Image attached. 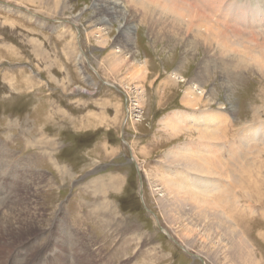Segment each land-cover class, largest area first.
<instances>
[{"label":"rangeland","instance_id":"374dc122","mask_svg":"<svg viewBox=\"0 0 264 264\" xmlns=\"http://www.w3.org/2000/svg\"><path fill=\"white\" fill-rule=\"evenodd\" d=\"M250 2L219 1L213 17L201 1H185L179 16L148 0H0V264H264V66L255 57L264 22L254 24ZM113 3L126 19L102 13ZM148 4L157 7L149 15ZM126 22L137 53L112 70L113 55L131 48ZM190 88L202 91L196 109L184 100ZM179 114L182 131L167 129ZM209 116L220 138L204 144L220 175L186 176L170 157L200 141ZM172 172L213 180L216 207L191 204V213L182 198L161 196L156 185Z\"/></svg>","mask_w":264,"mask_h":264},{"label":"bare ground","instance_id":"6f19581e","mask_svg":"<svg viewBox=\"0 0 264 264\" xmlns=\"http://www.w3.org/2000/svg\"><path fill=\"white\" fill-rule=\"evenodd\" d=\"M103 1V0H102ZM185 1L187 2V1H189V2H191L192 4L193 3H198L199 5H201L199 2L201 1L202 3H203V5H205V8H204V6H202L203 8H204V11H200L202 14L203 13H208V11H210V13L208 14L209 16H210V14L212 13H216L217 11H218V9H216L217 8V6H220V5H217L216 6V3H218L219 1L220 2H223L224 0H162V1H159V0H148V2L150 3H152V4H158L159 6H160V8H162V14H165L164 12H166L167 10L168 11H171L172 13L174 12L176 15H179V16H183V15H186L185 13H184V10H186V7H185ZM199 1V2H198ZM241 1H243V0H241ZM252 2H250V3H252L251 5V7H249V9H250V15H251V17L252 18H255L256 19V21L255 20H253V19H250L249 18V21L250 20H253L254 21V24L256 23V24H260V23H262V22H264V12H262V10L261 9H259V8H255V6H254V3H253V1L254 0H251ZM261 2L263 3L262 5L264 6V0H261ZM104 3H106V2H104ZM207 3V4H206ZM219 4V3H218ZM221 4V3H220ZM149 5V4H148ZM157 5V6H158ZM226 5H227V3H226ZM241 5V4H240ZM104 6H106L105 4H102V13H104V14H107L106 16H109V17H111V18H116V17H118L119 16V13H123V19H126V14L123 12V10H122V5H120V4H118V3H113V5H111L110 7H104ZM216 6V7H215ZM194 7V6H193ZM215 7V8H214ZM237 7V6H236ZM156 5H153V7L152 6H145V14H152V13H154V11H156ZM192 8V7H191ZM194 9H196V8H194ZM200 9H202V8H200ZM231 9V8H230ZM241 9H243V8H241ZM254 9H256V12H254ZM262 9H264V8H262ZM240 10V9H239ZM195 12H196V15L197 16H195L194 14L192 15V14H190L189 13V21L190 20H192L193 18H195V17H198V14H200V12H199V10L198 9H196V10H194ZM230 11V10H229ZM232 11V10H231ZM236 11V10H235ZM252 11V12H251ZM264 11V10H263ZM262 12V13H261ZM259 13H261V14H263L261 17H259ZM144 14V15H145ZM211 14V15H212ZM214 14L212 15L213 17H214ZM216 15V14H215ZM217 15H218V13H217ZM105 16V17H106ZM195 16V17H194ZM203 16V15H202ZM231 16V15H230ZM255 16V17H254ZM121 17V16H120ZM207 17V16H206ZM205 17V18H206ZM217 17V16H216ZM259 19H258V18ZM218 18V17H217ZM118 19V18H117ZM201 19V18H200ZM210 19V17L208 18H206L205 20L207 21H211L212 20V17H211V19ZM220 19V18H219ZM103 20V22L105 23V22H109V19H102ZM202 20V19H201ZM179 21V20H178ZM195 21H196V19H195ZM221 21V20H220ZM223 21V20H222ZM235 21V20H234ZM216 22V21H215ZM236 22V21H235ZM217 23V22H216ZM244 23V22H243ZM205 24V23H204ZM242 24V23H241ZM122 25V24H121ZM210 24H209V22H208V26H209ZM215 25L216 24H214V27H215ZM227 25V27H230V26H228V23L226 24ZM212 26H213V23H212ZM214 27H213V29H214ZM218 27V26H217ZM216 27V28H217ZM261 27H262V25H261ZM263 27H264V24H263ZM208 28V27H207ZM236 28V27H235ZM245 28V27H244ZM131 29H133L134 30V28H133V26H132V24L131 23H124V25H122V30H123V32L126 34V36H127V38H126V42L128 43V45H130L131 46V48H130V51L129 52H125L124 50H122V49H120L119 51H117V53H115L114 55H113V58H111V61H110V65H111V68H112V70H116V69H118L117 68V66L118 65H120V64H122V62L127 58V56H133V54H136L137 53V50H135V47L133 46L134 45V42H135V40H134V31L132 32V30ZM217 29H219V27L217 28ZM227 29V28H226ZM105 30V29H104ZM167 30V29H166ZM209 30V29H208ZM210 30H211V27H210ZM220 30V29H219ZM228 30V29H227ZM245 30V29H244ZM247 30V29H246ZM249 30V29H248ZM153 31V30H152ZM231 31V30H230ZM236 31H238L237 33L239 34V31L240 32H244L245 33V31H242V30H239V29H236ZM208 32V31H207ZM247 32V31H246ZM251 32V31H250ZM258 32V31H257ZM216 33V32H215ZM233 33H235V32H233ZM253 33V32H252ZM160 34V33H159ZM205 34V33H204ZM203 34V35H204ZM206 34H208V33H206ZM247 34H249L248 32H247ZM262 33H260V35H261ZM249 35H251V34H249ZM257 35H259V34H257ZM259 35V36H260ZM205 36V35H204ZM212 36H213V33H212ZM215 36H216V34H215ZM223 36V35H222ZM238 36V35H237ZM237 36H235V37H237ZM173 37V36H172ZM234 37V38H235ZM239 37V36H238ZM105 38H107V37H105ZM217 38H219V37H217ZM230 38V37H229ZM245 38H246V36H245ZM213 39V38H212ZM224 39V38H223ZM102 40V39H101ZM104 40V39H103ZM107 40V39H106ZM239 40H241V39H239ZM254 40V39H253ZM105 41V40H104ZM100 42V41H99ZM235 42V41H234ZM242 42H243V40H242ZM220 43V42H219ZM226 42H223L222 44H225ZM240 43V42H239ZM264 43V42H263ZM101 44V43H100ZM105 44V43H104ZM103 44V45H104ZM229 44V43H228ZM241 44V43H240ZM244 44V43H243ZM230 47V46H229ZM238 47V46H237ZM232 48V47H231ZM234 48V47H233ZM245 48V47H244ZM259 48V47H258ZM262 47H260V49H261ZM251 49V48H250ZM232 50V49H231ZM249 51V50H248ZM120 54H119V53ZM246 52V51H245ZM259 53H258V55L256 54L255 55V57L257 58V60L258 61H260L261 63H262V66H264V51H262L261 50V52L260 51H258ZM130 53V54H129ZM132 54V55H131ZM240 55V54H239ZM253 56H254V53H253ZM252 57V56H251ZM255 57H253V58H255ZM228 58V57H227ZM255 58V59H256ZM127 60V59H126ZM239 59H237V62L238 63H240L241 61L239 60ZM236 61V60H235ZM254 61V63H255V60H253ZM234 62V61H233ZM236 62V63H237ZM138 63H140V62H138ZM242 63V62H241ZM241 63H240V66H241ZM244 63H245V60H244ZM204 64V63H203ZM251 65V64H250ZM136 66H138L137 68H135L134 69V72L132 73L133 75V77L134 78H136V79H141V78H143L144 76H145V69L147 68L146 66V68H144V66H143V64L142 63H140V64H138V65H136ZM236 67V66H235ZM243 67H244V64H243ZM242 67V68H243ZM239 68V65L237 66V69ZM260 68V67H259ZM263 70V69H262ZM259 71H261V70H259ZM120 72V71H119ZM202 72V71H201ZM262 72V71H261ZM132 76H131V78H132ZM174 77H175V79H180V74L179 73H175L174 74ZM133 78V79H134ZM196 87H198V86H196ZM200 89H202V88H200ZM199 93L200 94H202V91L201 92H197V93H195V91H194V88H190L189 90H187L186 91V93H185V97H184V100L187 102V104H189V105H191V106H194L195 107V109L197 108L196 106H198L199 105V103H201L200 102V100L202 99V97H201V95H199ZM208 99V98H207ZM206 99V100H207ZM203 100V99H202ZM208 101L210 102L211 101V98H209L208 99ZM199 108V107H198ZM177 113H179V112H177ZM180 116H175V117H171V116H169V117H167V118H165V123H166V128L167 129H170V130H174V131H178V132H180V131H182V127L181 126H184L183 124H182V121H181V119H182V114H179ZM208 120H209V123H210V125L208 126V127H206V128H203V129H200V127H199V139H200V141L197 143V144H194V146L192 145V146H187V148H181V147H179L178 149H175L173 152H172V156H175V157H170V161H169V163H170V166L171 167H174V166H181L180 168H183L184 170H186L187 171V173H186V176L187 175H190V174H192V172H195V173H199V174H207V177H209V178H211V179H213V176H211V175H213L214 173H218L219 171H220V169L217 171V164H218V162H215V159L213 158V156H211L214 152L211 150V148H207V144H204V142H205V140L206 139H208V140H210V141H215V140H219V138H220V134L217 132L218 130L217 129H214L213 128V126L212 125H214L215 123H216V121H218V118L217 117H215V116H209V118H208ZM164 121V120H163ZM196 126V125H195ZM186 127V126H185ZM198 127V126H197ZM202 127V126H201ZM193 129V128H192ZM198 129V128H197ZM176 133V132H175ZM223 133V132H222ZM223 136V135H222ZM221 136V137H222ZM224 137V136H223ZM212 139V140H211ZM245 139H247V138H245ZM249 141V140H248ZM247 141V142H248ZM203 142V143H202ZM250 142V141H249ZM243 143V142H242ZM246 144V143H245ZM248 144V143H247ZM209 145V144H208ZM250 145V144H249ZM206 146V150H205V154H203L202 152H201V150H203L202 148H204ZM245 146V145H244ZM233 148V147H232ZM232 148H230L231 150H232ZM204 151V150H203ZM213 152V153H212ZM233 153V152H232ZM215 154V153H214ZM245 154V153H244ZM239 155V154H238ZM216 157V156H215ZM241 157V156H240ZM218 158V157H217ZM237 158V157H236ZM179 164V165H178ZM224 164V162L222 163V165ZM226 165V164H225ZM63 166V165H62ZM220 166V165H219ZM224 166V165H223ZM226 167V166H225ZM221 169H222V167H221ZM228 171V170H227ZM230 171V170H229ZM229 171H228V174H229ZM237 171V170H236ZM223 172V171H222ZM232 172V171H231ZM238 172H240V171H238ZM241 172H242V169H241ZM171 173V172H170ZM243 173V172H242ZM157 174H159L158 172H157ZM180 174V172H172V174L171 175H169L170 177H168V178H160L161 180H162V183H159V184H157L156 186H158L155 190H160L161 191V196L162 195H166V193H164L163 194V192L165 191H167V193H168V195L171 197V199H179V198H182V199H180V202L182 203V205L183 206H187V209L186 210H188L189 212H193L194 211V208L192 207V206H190L191 204L192 205H194V206H197V207H200V206H202V205H204V204H209V205H211V206H214V203H213V199L211 198V196L212 195H214L215 193V190L213 191V188H214V183H213V180H212V184H211V182H208L207 180H203V179H200V177L199 176H196V178H191L190 176H189V178H186V177H184V179L183 180H181L182 178L180 177V176H178ZM219 175H220V173H218ZM226 174V173H225ZM161 175H162V173H161ZM227 175V174H226ZM237 175V174H236ZM176 176H178V177H176ZM206 176V175H205ZM239 175H237V177H238ZM242 176V175H241ZM158 177H162V176H160V174H159V176ZM163 177H165V176H163ZM180 177V178H179ZM232 177V176H231ZM229 178V177H228ZM241 178V177H240ZM237 179V181H238V178H236ZM190 181H191V184L192 185H187V184H189L190 183ZM98 182V181H97ZM91 183H93V182H91ZM198 183H200L199 185H197ZM201 183H203V187L201 186L202 184ZM163 186V187H162ZM194 186V187H193ZM196 186V187H195ZM220 186V185H219ZM240 186V185H239ZM92 187V186H91ZM222 187V186H221ZM98 188V187H97ZM217 188H220V187H217ZM222 189V188H221ZM218 190V189H217ZM222 190H224V189H222ZM212 191H213V193H212ZM219 192H220V190H218ZM230 192V191H229ZM229 192H227V193H229ZM217 193V192H216ZM94 194V193H93ZM95 194H97L96 192H95ZM228 195V194H227ZM226 195V196H227ZM230 195V194H229ZM228 195V196H229ZM235 195V194H234ZM234 195H233V197H234ZM215 196V195H214ZM224 196V195H223ZM231 196V195H230ZM218 197V196H217ZM232 197V196H231ZM214 198H216V197H214ZM227 198V197H226ZM225 198V199H226ZM229 198V197H228ZM218 199V198H217ZM215 200V199H214ZM228 200V199H227ZM224 202V201H223ZM95 204V203H94ZM109 204H110V202H107L106 200H104V201H102V204H101V206L102 207H108L109 206ZM100 204H97L96 206L98 207ZM180 205V204H179ZM215 205H217V203H215ZM233 206V205H232ZM190 207V208H189ZM216 206H214V208H215ZM90 208V207H89ZM93 208V207H92ZM94 208H95V206H94ZM206 209V208H205ZM232 209V208H231ZM92 210V209H91ZM101 210V209H100ZM103 210V209H102ZM105 211V210H104ZM100 214H102V213H100ZM186 214V213H185ZM201 214H206L205 212L204 213H201ZM233 214V213H232ZM99 215V214H98ZM183 215V214H182ZM207 215V214H206ZM234 215V217H235V215H236V213L235 214H233ZM232 215V216H233ZM208 216H209V214H208ZM231 216V215H230ZM232 216H231V220H232V222H230L229 224H225L226 225V227L228 228V229H230L231 230V232L233 233V236H234V239H236V241H235V244H237V245H239L240 244V247L242 248V252H240V258H242L243 260H245V261H247V259H248V254H249V252L251 251L250 249V247L247 245V243H245V241L244 240H246L247 238L244 236V233L242 234V231L240 230V227H239V224L236 222V220L237 219H235V221H234V217L232 218ZM91 217V216H90ZM99 217V216H98ZM205 217H207V216H205ZM89 221V220H88ZM102 221V220H101ZM105 221V220H104ZM224 219L222 220L221 219V221H219V224H222V222L224 223ZM202 222H203V220H202ZM204 224V223H203ZM202 225V224H201ZM205 227H207V226H205ZM204 227V228H205ZM82 229V228H81ZM187 229V228H186ZM184 230V231H187L186 233H188L190 230ZM213 229V228H212ZM87 242V241H86ZM247 242V241H246ZM81 243V242H80ZM85 243V242H84ZM84 245V244H83ZM250 245V244H249ZM81 246V245H80ZM251 246V245H250ZM68 247V246H67ZM85 247V246H84ZM50 248V247H49ZM123 248V247H122ZM81 249V248H80ZM82 252V251H81ZM210 256V255H209ZM9 257V256H8ZM207 257V256H206ZM74 258V257H73ZM75 259V258H74ZM2 260H4V259H2ZM6 260V259H5ZM4 262V261H3ZM5 263V262H4Z\"/></svg>","mask_w":264,"mask_h":264}]
</instances>
